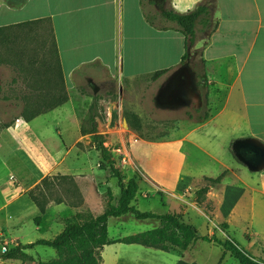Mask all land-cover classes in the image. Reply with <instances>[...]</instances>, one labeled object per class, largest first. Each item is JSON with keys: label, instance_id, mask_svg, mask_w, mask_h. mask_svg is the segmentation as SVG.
Instances as JSON below:
<instances>
[{"label": "crops", "instance_id": "1", "mask_svg": "<svg viewBox=\"0 0 264 264\" xmlns=\"http://www.w3.org/2000/svg\"><path fill=\"white\" fill-rule=\"evenodd\" d=\"M201 1L171 0V6L186 13ZM214 1L216 28L204 39L197 30L196 43L204 60L200 87L207 92L209 116L199 123L180 120L167 139L131 133L123 151L139 176L132 203L157 195L166 213L186 219L195 207V192L208 186L211 217H204L215 227L224 224L233 241L264 264V156H258L260 147L264 150V0ZM184 52V36L150 26L140 0H0V69L11 71L13 89L0 96V103L17 109L15 129L22 131L27 149L32 123L48 114L25 122L26 102L67 104L74 92L85 96L80 82L99 68L119 81L164 70L169 71L159 78L171 76ZM69 118L63 121L65 133H72ZM75 133L81 134L76 123ZM4 157L0 152L7 166ZM221 175L216 185L207 181ZM182 205H187L183 211ZM220 253L226 255L223 262L230 256ZM174 257L173 264H198L193 256ZM116 260L147 264L141 255H116Z\"/></svg>", "mask_w": 264, "mask_h": 264}, {"label": "rangeland", "instance_id": "2", "mask_svg": "<svg viewBox=\"0 0 264 264\" xmlns=\"http://www.w3.org/2000/svg\"><path fill=\"white\" fill-rule=\"evenodd\" d=\"M11 77V71L0 69L1 98L13 92ZM170 84L171 76L156 80L150 77L133 81L108 79L103 69L99 68L80 82L85 96L74 92L67 104H23L24 117L48 114L43 120L32 123L33 132L27 138L30 149L21 143L20 128L15 129L17 109L0 103V125L2 122L10 123L8 128H0V147H5L0 152L5 154L7 164L5 166L0 160V248L27 244L37 239H52L62 229L64 219L79 212L91 216L101 214L106 205L107 188L114 197L118 196L116 179H107L106 173L99 169L102 161L95 148L97 142H102L111 153L125 181L132 177L137 180L138 173L123 151L132 132L146 139H167L176 133L180 120H188L189 115L198 119L207 111V92L199 86L198 80H193L192 91H188L185 104L182 105L172 104L168 99L171 96L168 92ZM15 89L23 90L18 87ZM197 108L201 109L198 114L194 112ZM68 117L71 120L66 123L71 125L72 133L63 131V121ZM75 123L79 125L81 134L75 133ZM119 149L122 153L117 152ZM256 153L254 151L252 155ZM258 156H264L262 147ZM11 180L23 190L22 193L13 188ZM187 201L191 202L190 198ZM132 205L142 212L163 214L168 211L161 206L157 195H150L146 200L139 198ZM186 206L182 205L181 210ZM211 209V204L205 202V195L201 196L192 213L186 219L182 218V221L192 227L195 225L199 236H216L221 240L230 238L233 241L225 227L211 224L208 219ZM36 218H39L38 222ZM155 226L154 222L138 221L128 215L110 219L108 234L109 238L115 240ZM220 250L213 243L199 240L184 251L166 253L114 244L104 247L100 254L103 264H116V255L147 256V264H173L175 254L185 259L193 256L198 264H221L226 255H222ZM26 252L35 260L43 262L55 259V252L50 248L38 246ZM206 259H210L209 262H202ZM0 264L19 263L0 260ZM222 264L239 263L227 255Z\"/></svg>", "mask_w": 264, "mask_h": 264}, {"label": "trees", "instance_id": "3", "mask_svg": "<svg viewBox=\"0 0 264 264\" xmlns=\"http://www.w3.org/2000/svg\"><path fill=\"white\" fill-rule=\"evenodd\" d=\"M22 1V0H21ZM141 10L145 21L158 30H177L185 38V52L180 64L172 73L171 77L181 71L187 70L191 73L193 80L200 81L203 78L204 60L202 49L196 48L198 41L197 30L203 39L216 28L214 22V11L216 2L214 0H203L196 7L186 13H178L171 6V0H140ZM169 70L155 72L151 79H158ZM200 108L194 110L196 114ZM207 110L201 117L194 119L189 115V120L199 123L208 118ZM34 115L24 117L25 122H29ZM9 122H2L0 128H8ZM96 150L100 153L101 164L99 169L106 173L107 179H116L119 194L114 197L109 188L106 189V205L101 214L91 216L84 213H76L64 219L63 228L52 239H37L27 244H16L5 246L6 250L0 254L1 261H13L19 264H102L101 251L104 247L123 244L137 245L148 249H155L162 252L173 250L184 251L197 241L213 243L224 252L233 257L239 264H260L255 261L244 249L234 241L226 238L221 240L216 236H199L197 230L182 221V215L176 213L157 214L153 212H142L132 205L138 192V183L135 177L125 181V178L116 166L111 153L103 146L102 142H97ZM222 175L216 179H207L211 185L220 183ZM208 191V186L198 189L195 202L200 201ZM43 212V209H41ZM131 216L138 221H151L156 226L150 230L134 235L125 236L112 240L108 234V221ZM35 221H39L36 218ZM37 226V224H35ZM222 227L226 226L224 224ZM50 248L55 252V259L43 262L35 260L28 254L27 250L35 247Z\"/></svg>", "mask_w": 264, "mask_h": 264}, {"label": "flooded vegetation", "instance_id": "4", "mask_svg": "<svg viewBox=\"0 0 264 264\" xmlns=\"http://www.w3.org/2000/svg\"><path fill=\"white\" fill-rule=\"evenodd\" d=\"M1 86V83H0ZM193 87V78L189 71L183 70L180 74L177 75V79L173 86L170 85L168 92H170L171 103L182 104L185 103L186 96L188 91H192Z\"/></svg>", "mask_w": 264, "mask_h": 264}, {"label": "built area", "instance_id": "5", "mask_svg": "<svg viewBox=\"0 0 264 264\" xmlns=\"http://www.w3.org/2000/svg\"><path fill=\"white\" fill-rule=\"evenodd\" d=\"M19 121H20L19 119H16V120H15V123H18ZM11 185L13 186V188H14L15 190H17V192H20V193L23 192V190H22L20 187H18V186L16 185V183H15L14 180H11ZM5 250H6L5 246H1V248H0V254H1V253H4Z\"/></svg>", "mask_w": 264, "mask_h": 264}, {"label": "water", "instance_id": "6", "mask_svg": "<svg viewBox=\"0 0 264 264\" xmlns=\"http://www.w3.org/2000/svg\"><path fill=\"white\" fill-rule=\"evenodd\" d=\"M178 73L179 72H177V73H175L172 77H171V86H173L174 85V83H175V81H176V79H177V75H178Z\"/></svg>", "mask_w": 264, "mask_h": 264}]
</instances>
